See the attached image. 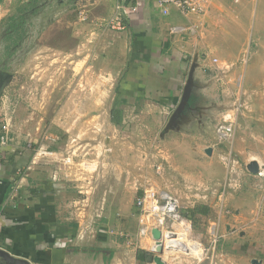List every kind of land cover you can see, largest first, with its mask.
Masks as SVG:
<instances>
[{"label":"rangeland","instance_id":"obj_1","mask_svg":"<svg viewBox=\"0 0 264 264\" xmlns=\"http://www.w3.org/2000/svg\"><path fill=\"white\" fill-rule=\"evenodd\" d=\"M114 2L34 0L10 11L0 23V69L12 75L0 92V126L11 119L14 132L29 133L35 147L48 148L52 153L43 164L53 167L59 181L68 184L62 210L65 221L76 229L77 237L68 245L79 260L67 264H146L143 255L149 252L137 245L135 204L145 184L155 183L188 202L195 197L191 190L208 181H185L179 173L178 167L190 170L184 134H202L208 150L220 148L224 166L222 152L227 144L216 139L220 120L197 122L189 105L164 108L158 103L157 108L141 109L136 98L128 97L134 106L125 114L133 120L124 126L110 123L108 106L122 94L119 75L126 66L124 54L130 58L141 51L137 45H143L133 33L126 30L122 36L123 30L107 26L115 14L111 15ZM145 9L135 16H142ZM211 9L201 21L178 13L163 17L152 8L153 22L161 28L155 29V39L162 42L153 50L160 55L175 50L191 58L195 54L191 50L196 49L202 60L217 58L219 70L224 71L226 109L221 115L242 94L246 105L236 134L247 132L258 149L255 153L261 149L264 155V140L258 138L264 136V0H221ZM84 11L88 18L82 21ZM191 24H197V35H170L171 25ZM235 71L237 79L230 82L234 79L229 74ZM144 113L146 117L139 119ZM235 139L236 135L228 145L234 148ZM68 157L70 165L63 161ZM87 164L95 171L89 173ZM217 181L208 183L223 182ZM193 222L194 234L200 237L204 223ZM0 264L7 263L0 258Z\"/></svg>","mask_w":264,"mask_h":264},{"label":"crops","instance_id":"obj_2","mask_svg":"<svg viewBox=\"0 0 264 264\" xmlns=\"http://www.w3.org/2000/svg\"><path fill=\"white\" fill-rule=\"evenodd\" d=\"M33 1L0 0L2 22L10 11H15L22 3ZM144 2L143 9L148 8L149 12H145V9L142 16L127 19L124 32L121 33L122 36L126 30L133 33L140 38L143 45H137L141 51H136L130 58L124 54L126 66L119 75L122 94L115 103L111 102L108 106L110 123L124 126L127 120H133L125 114L134 106L129 105L132 101L126 100L128 97L136 98V103H140L141 109H154V104L158 103L164 108L189 105L191 117L197 118V122L204 124L205 120H220L222 111L226 109L222 101L224 73L219 70L221 67L214 65L212 60H202L196 49L191 50L195 53L191 58L175 50L171 54H157L153 49L160 47L154 46L162 45L161 41H156L154 33L155 29L161 28H157L152 18V8L157 7L154 0ZM219 2L221 0L212 6L211 11H214ZM120 3H123V0H115L111 15ZM102 4L100 2V5ZM108 36L113 37L114 34L109 33ZM165 43L167 47L171 46L170 41ZM124 45L126 43L121 44V47ZM229 76L234 79L230 82L235 81L236 71ZM114 115L118 123L113 122ZM145 117L144 113L139 119ZM139 119L137 118V122ZM26 134L29 133L24 135ZM249 138L247 132H237L234 152L246 166L251 161L264 162L261 149L259 156L255 153L258 149L251 144ZM258 138L264 140L263 135ZM184 141L187 144L183 147L186 164L190 165V170H182L181 167L178 169L179 173L184 174L185 181L199 178L211 182L225 180L226 169L219 161L220 148L214 147L212 156L208 155L206 151L210 146L202 134H184ZM24 145L23 138L20 144H0V249L31 264H67L78 261L77 252L68 245L72 239H76V229L71 228L65 221L63 213V206L66 205L65 187L68 184L59 181V175L58 179H53L56 173L53 167L43 163L32 165L33 152L25 150ZM208 181L200 183L208 185ZM256 185L257 179L254 175L246 174L242 190L228 194L223 205L215 193H209L207 201L199 202V206H205L208 213L196 217L206 228L198 238L205 243L209 242L207 229L213 222H218L220 233L223 235L217 253L201 264H252L253 259H259L264 264V197ZM14 193L18 196L13 197ZM136 219L138 225V210ZM148 262L146 259L145 263Z\"/></svg>","mask_w":264,"mask_h":264},{"label":"built area","instance_id":"obj_3","mask_svg":"<svg viewBox=\"0 0 264 264\" xmlns=\"http://www.w3.org/2000/svg\"><path fill=\"white\" fill-rule=\"evenodd\" d=\"M145 0H123L117 5L115 14L107 26L113 29L124 30L125 21L138 14L145 5ZM155 5L163 17H170L173 12L178 13L185 19L202 18L218 0H154ZM86 11L80 14L82 21L87 20ZM1 14V4H0ZM0 16V23L2 22ZM171 36L197 35V24L171 25L169 27ZM214 65L219 64L217 58L211 59ZM224 72V71H223ZM245 101L242 94L236 95L232 109L226 111L216 127V139L219 144H227L222 152V163L226 169V178L219 184H202L192 189L195 192L193 200L184 201L176 193L162 189L155 183H146L143 190L136 198L138 210V235L137 245L149 252L153 258L157 255L167 264H188L184 260H190L193 264H201L211 259L218 251L223 235L220 233L218 222L210 223L207 229L209 242L205 243L194 234V222L187 216L189 210L194 209L199 202L207 201L209 193L218 195L220 203L223 205L228 194L236 193L243 188L244 177L251 174L246 164L243 163L234 152L231 144L233 141L238 118L245 109ZM12 120H6L0 126V144H20L23 138L25 141L24 149L33 152L32 165L43 163L52 152L45 148L43 144L35 147V141L31 134L16 133L13 131ZM52 138H47V140ZM64 164L70 165L72 158H65ZM257 161V160H256ZM258 173L252 174L257 179V190L264 197V162L257 161ZM85 169L90 173L95 171L92 165L87 164ZM159 173L161 167H157ZM57 172L53 179H58ZM17 192V190H15ZM18 196L14 193L13 197ZM200 200V201H199ZM153 230H159L161 238L155 239ZM145 242V245L143 242ZM162 247V254L157 252L158 247ZM147 264H156L153 260Z\"/></svg>","mask_w":264,"mask_h":264},{"label":"water","instance_id":"obj_4","mask_svg":"<svg viewBox=\"0 0 264 264\" xmlns=\"http://www.w3.org/2000/svg\"><path fill=\"white\" fill-rule=\"evenodd\" d=\"M1 73V71H0ZM8 76H12L10 73H7ZM209 155L212 153V150L209 149L206 151ZM247 170L251 173V174H257L258 173V163L256 161H251L247 164L246 166ZM153 236L155 239L159 240L161 238V233L159 230H153ZM157 252L159 254H162V247L159 246L157 249ZM0 258L3 259L7 264H31L29 261L25 260V259H20V258H16L13 255H11L8 251L4 250V249H0ZM153 261L156 264H167L166 262H164L161 258V256L157 255L153 258ZM252 264H263V261L259 260V259H253Z\"/></svg>","mask_w":264,"mask_h":264},{"label":"trees","instance_id":"obj_5","mask_svg":"<svg viewBox=\"0 0 264 264\" xmlns=\"http://www.w3.org/2000/svg\"><path fill=\"white\" fill-rule=\"evenodd\" d=\"M32 3V2H31ZM113 122L118 123V120L115 118V115L113 117ZM208 209L205 206H199L197 205L194 209H191L188 211L187 216L190 217L192 220H195L197 215L199 214H207ZM147 261L151 262L153 259V256L150 253H144Z\"/></svg>","mask_w":264,"mask_h":264},{"label":"flooded vegetation","instance_id":"obj_6","mask_svg":"<svg viewBox=\"0 0 264 264\" xmlns=\"http://www.w3.org/2000/svg\"><path fill=\"white\" fill-rule=\"evenodd\" d=\"M1 73H0V92L3 88L4 85H6V80L9 79L10 76L7 75V71H3L1 70Z\"/></svg>","mask_w":264,"mask_h":264}]
</instances>
